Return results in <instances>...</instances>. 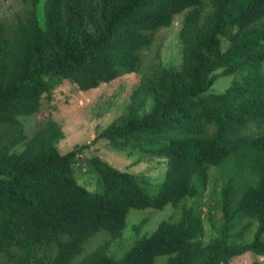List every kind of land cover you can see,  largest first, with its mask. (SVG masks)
Masks as SVG:
<instances>
[{"label":"trees","instance_id":"obj_1","mask_svg":"<svg viewBox=\"0 0 264 264\" xmlns=\"http://www.w3.org/2000/svg\"><path fill=\"white\" fill-rule=\"evenodd\" d=\"M0 21V264H232L264 257V0H25ZM182 16L181 64L152 65L122 115L95 138L59 152L63 130L49 118L31 136L20 117L62 84L92 91L142 68L155 35ZM230 77L222 92L212 87ZM212 89V90H211ZM108 146L166 165L156 193L149 178L99 156L87 171L97 189L76 180L73 166ZM227 165L219 193L222 224L203 241L200 197L209 171ZM143 174V173H142ZM182 207L135 239L121 258L109 251L123 236L130 210ZM214 208V207H213ZM257 221L250 243L236 222ZM99 232L108 238L88 253Z\"/></svg>","mask_w":264,"mask_h":264},{"label":"rangeland","instance_id":"obj_2","mask_svg":"<svg viewBox=\"0 0 264 264\" xmlns=\"http://www.w3.org/2000/svg\"><path fill=\"white\" fill-rule=\"evenodd\" d=\"M26 4L25 0H0V21L11 20L17 13L22 12ZM181 19L182 16H178L171 27L163 29L155 35L153 44L142 55V68L139 73L123 76L112 83L101 85L97 89L87 92L78 91L68 84H62L53 91L49 101L42 97L40 109L34 115L19 118L25 134L31 136L41 122L51 118L63 130V138L57 145L59 152H66L76 145L92 141L101 130L123 114L130 103L133 90L152 65L161 62L171 68L180 66L181 46L178 32ZM229 78L219 79L212 89L215 92L224 91L231 81ZM93 156L106 159L120 170L149 178L148 191L151 196L156 193L163 181L166 165L161 160L144 158L139 154L130 155L108 146H102L99 149L85 152L73 166V174L76 180H80L78 182L89 191L93 192L97 189L95 175L87 171V164ZM232 163L229 161L221 167L211 168L209 183L203 194L198 198L187 200L183 205L185 209L192 207L200 213L204 242L216 237L222 224L221 213L216 205L219 206L220 190L231 175L226 166H231ZM181 211L182 207L171 206H167L162 211L130 210L123 236L114 242L109 251L110 255L117 259L124 255L135 239L133 225L138 224L141 220H146V224L141 229V235L150 234L161 221L177 220ZM257 228V221L243 219L234 224L231 233L242 231L239 242L250 243L254 239ZM107 238L108 235L105 232H99L86 244L85 253L93 250ZM261 239H264V232ZM164 260V258H158L155 264H161ZM232 264H264V257L246 253L234 258Z\"/></svg>","mask_w":264,"mask_h":264}]
</instances>
